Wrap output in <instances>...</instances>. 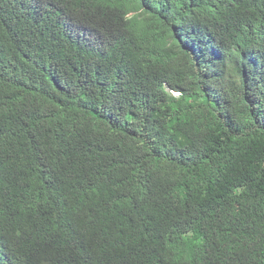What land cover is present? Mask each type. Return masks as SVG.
<instances>
[{
  "label": "trees",
  "instance_id": "obj_1",
  "mask_svg": "<svg viewBox=\"0 0 264 264\" xmlns=\"http://www.w3.org/2000/svg\"><path fill=\"white\" fill-rule=\"evenodd\" d=\"M0 264H264V0H0Z\"/></svg>",
  "mask_w": 264,
  "mask_h": 264
},
{
  "label": "clouds",
  "instance_id": "obj_2",
  "mask_svg": "<svg viewBox=\"0 0 264 264\" xmlns=\"http://www.w3.org/2000/svg\"><path fill=\"white\" fill-rule=\"evenodd\" d=\"M41 3H42V0H32V4L38 6L39 8L41 7Z\"/></svg>",
  "mask_w": 264,
  "mask_h": 264
},
{
  "label": "rangeland",
  "instance_id": "obj_3",
  "mask_svg": "<svg viewBox=\"0 0 264 264\" xmlns=\"http://www.w3.org/2000/svg\"><path fill=\"white\" fill-rule=\"evenodd\" d=\"M175 94V93H174Z\"/></svg>",
  "mask_w": 264,
  "mask_h": 264
}]
</instances>
